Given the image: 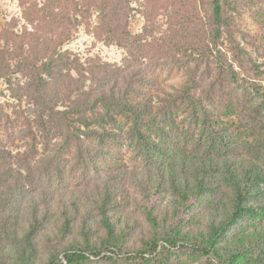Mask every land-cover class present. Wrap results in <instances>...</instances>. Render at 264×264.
<instances>
[{
  "label": "trees",
  "instance_id": "1",
  "mask_svg": "<svg viewBox=\"0 0 264 264\" xmlns=\"http://www.w3.org/2000/svg\"><path fill=\"white\" fill-rule=\"evenodd\" d=\"M19 4L32 29L16 32L14 18L0 31V79L29 114L13 117L0 107V264L114 262L111 255L98 262L90 255L113 248L153 254L161 241L190 249V261L210 256L221 264H264V93L252 92L258 84L241 72H264L249 49L264 56V32L254 39L260 44L238 42L228 14L239 1L211 0L206 30L196 13L181 18L178 31L198 56L185 61L192 64L177 92L155 86L142 62L151 45L124 33L128 0ZM93 6L100 34L128 48L127 64L82 61L60 50ZM225 37L230 57L219 50L212 59ZM16 72L23 82L12 80ZM187 110L184 129L177 118ZM240 115L249 118L250 139L231 129L227 118ZM125 142L133 169L120 155ZM79 184L83 196L72 190ZM139 202L149 234L137 246L128 239L135 225L119 224L117 216ZM91 206L105 230L97 237ZM52 221L59 223L45 235L43 251L38 238ZM78 226L80 239L70 236ZM163 264L191 263L180 254Z\"/></svg>",
  "mask_w": 264,
  "mask_h": 264
},
{
  "label": "rangeland",
  "instance_id": "2",
  "mask_svg": "<svg viewBox=\"0 0 264 264\" xmlns=\"http://www.w3.org/2000/svg\"><path fill=\"white\" fill-rule=\"evenodd\" d=\"M44 0H39L40 5ZM238 8L235 11H229L228 16L230 17L231 24L234 25L235 37L241 45H250V42H255L254 39L258 33L264 32V0H238ZM187 10V12H186ZM23 10L19 4V0H0V31L7 26L8 23H13L14 18L17 22H14V29L16 32L21 33L26 27L29 30L32 29V25L29 24L23 17ZM212 6L211 0H128V8L126 13V23L124 25V33L127 36L129 33L132 36H136V39L143 44L151 45V49L148 50L149 53L142 62L145 67H148L147 71L149 75L153 78L155 86L158 89L168 90L172 92H177L186 80V69L190 62H185L190 54L198 56L196 52L191 51L187 48L189 45L185 42L183 33L179 30L181 25V18L188 17L196 13V18L194 20L200 25V27L207 29L208 17L211 15ZM98 9L95 6L90 9L88 18L79 22L77 26H74L72 32L68 38L60 45L61 51H69L72 54L78 55L82 61L87 58H99L102 61H107L116 65L127 64L125 60L130 57L128 48L125 46L118 45L116 43H108L105 39V34H100L98 25ZM79 20L82 19L81 14L75 12L74 18ZM196 23L191 24L190 28H196ZM191 30V31H192ZM193 32V31H192ZM223 44H219L216 48L211 51L212 59L215 58L217 53L222 52L230 57L231 50L228 38H222ZM260 41L255 43L260 44ZM174 43H179L180 45H175ZM249 43V44H248ZM264 43V42H263ZM251 51L255 52L254 57L257 58L258 63L261 64V70H264V56L258 53L254 47L250 46ZM210 53V52H209ZM242 73L250 77L254 83L258 84L254 86L252 92H256L258 89L264 93V72H255L251 70L250 67L241 70ZM21 74L16 72L12 75V80H21ZM6 79H0V107L3 108L13 117L17 116V112L20 114H29V105L18 103V100L12 96V91L10 89ZM189 111H181L178 114L177 121L182 128L188 126L190 119ZM232 122V131L239 138L250 139L249 128L251 125L248 124L249 118L247 116L240 115L232 116L227 118ZM129 123L125 122L123 128L128 129ZM234 125V127H233ZM21 129H17L18 134ZM19 135H22L21 133ZM20 149H25L26 145L24 143H19ZM16 142V143H17ZM43 145L39 146V150L42 151ZM121 158L124 159V163L128 165L129 169L135 168L133 166L135 159H133L132 147L125 142L121 152ZM136 171L138 170L135 169ZM76 178H71L70 181H75ZM72 181V182H73ZM74 186L75 183H72ZM73 192L79 196H83L84 186L79 184L76 188H73ZM85 203V202H84ZM87 204V203H85ZM139 203H135L130 207L122 208L121 212H125L127 216H117L121 217L122 221H118L119 224H124L126 221H131L135 225V230L131 235L128 236L130 243H134L140 246L142 243V237H146L149 233V222L146 221L143 211L139 209ZM92 210V226L93 235L97 237L98 235L105 234V230L100 223L99 216L95 213L93 206L89 207ZM119 214V213H118ZM117 214V215H118ZM116 217V218H117ZM58 221H52L47 227V232H43L39 235V241L41 243V248L46 251L45 246L46 239L45 235L47 233H52L53 228L56 227ZM76 228V227H75ZM72 237L82 238L79 226L70 235ZM4 247V244L1 245ZM7 249L9 247L7 246ZM188 253L191 250L188 248L181 247L180 244L171 245L168 243L160 242L158 249L155 253H144L132 252L129 249H110L103 250L99 256L90 255L91 259H95L98 262L102 256L111 255L113 261L102 260L96 264H140L144 261V258L153 259L149 264H163L164 261L172 260L176 261L178 255H184L189 259L191 264H221L218 259L214 257L202 258V263L199 260H191ZM63 261H65L63 254L60 255ZM166 258V259H165ZM41 264V261L39 262Z\"/></svg>",
  "mask_w": 264,
  "mask_h": 264
}]
</instances>
